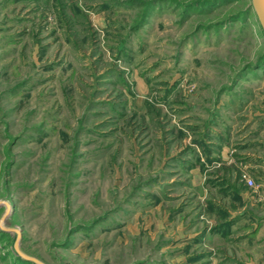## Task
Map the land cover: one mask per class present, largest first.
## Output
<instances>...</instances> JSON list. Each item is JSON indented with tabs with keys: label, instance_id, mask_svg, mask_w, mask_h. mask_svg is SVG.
<instances>
[{
	"label": "rangeland",
	"instance_id": "374dc122",
	"mask_svg": "<svg viewBox=\"0 0 264 264\" xmlns=\"http://www.w3.org/2000/svg\"><path fill=\"white\" fill-rule=\"evenodd\" d=\"M0 201L42 264H264L249 0H0Z\"/></svg>",
	"mask_w": 264,
	"mask_h": 264
},
{
	"label": "water",
	"instance_id": "95a60500",
	"mask_svg": "<svg viewBox=\"0 0 264 264\" xmlns=\"http://www.w3.org/2000/svg\"><path fill=\"white\" fill-rule=\"evenodd\" d=\"M249 8L253 11L255 20L264 35V0H249ZM1 203L5 206L6 211H7V208H8L7 203H5L4 201H0V204ZM0 229H2L3 231H13L15 233V239L13 241L12 247L17 257H19L20 259L26 260V261H30L34 264H42L36 258L24 255L18 250V247H17L18 232L15 229H5L1 226H0Z\"/></svg>",
	"mask_w": 264,
	"mask_h": 264
},
{
	"label": "trees",
	"instance_id": "16d2710c",
	"mask_svg": "<svg viewBox=\"0 0 264 264\" xmlns=\"http://www.w3.org/2000/svg\"><path fill=\"white\" fill-rule=\"evenodd\" d=\"M18 258H19V257H18ZM21 260H23V259H21ZM23 261L28 262V263H30V264H34V263L30 262V261H26V260H23Z\"/></svg>",
	"mask_w": 264,
	"mask_h": 264
}]
</instances>
